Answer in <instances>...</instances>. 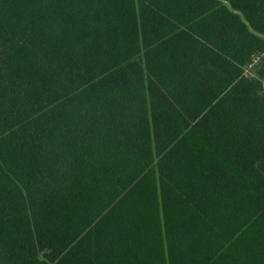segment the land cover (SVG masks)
<instances>
[{
  "label": "trees",
  "instance_id": "16d2710c",
  "mask_svg": "<svg viewBox=\"0 0 264 264\" xmlns=\"http://www.w3.org/2000/svg\"><path fill=\"white\" fill-rule=\"evenodd\" d=\"M0 264H264V0H0Z\"/></svg>",
  "mask_w": 264,
  "mask_h": 264
}]
</instances>
